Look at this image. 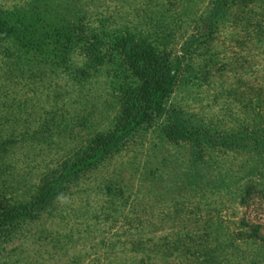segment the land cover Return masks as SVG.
Returning a JSON list of instances; mask_svg holds the SVG:
<instances>
[{
    "label": "rangeland",
    "instance_id": "obj_1",
    "mask_svg": "<svg viewBox=\"0 0 264 264\" xmlns=\"http://www.w3.org/2000/svg\"><path fill=\"white\" fill-rule=\"evenodd\" d=\"M26 1L0 0V11ZM212 1L94 0L90 24L97 26L100 17L110 28L126 24L123 35L143 28L172 59L190 50L182 58L180 80L167 105L200 114L217 130L262 131L264 3L254 6L239 0L212 34L205 36L198 23ZM17 25L15 19L8 24ZM192 35L199 40L190 41ZM109 40L104 37L102 52L112 47ZM83 48L80 44L70 55L73 65L88 59ZM122 59L115 55L85 85L63 76L67 74L62 70V75L51 80L36 81V86H30L33 90L0 75V102H31L23 114L31 122L30 132L50 115L53 121L65 120L53 129L59 131L65 124L76 133L68 145L67 135L56 134L59 149L36 139L34 145L30 140L12 146L19 171L25 170L26 151L31 154L27 159L31 166L47 163L62 154L60 149L81 144L96 131L114 128L122 94L117 85L121 77L112 68L122 69ZM1 61L0 54L2 68ZM3 115L0 111V125ZM192 167L199 170L200 175L193 177L201 184L198 190L183 186L189 179L185 172ZM37 178L33 176L30 185ZM223 180L230 181L228 187ZM65 198L59 203L65 218L38 222L43 229L59 227L62 234L76 228L73 241L54 248L34 239L33 246V234L27 232L14 241L15 246L34 257L38 254L40 258L35 259L45 264H137L143 258H154L155 264H264V140L242 150H197L186 141L164 138L154 124L88 170Z\"/></svg>",
    "mask_w": 264,
    "mask_h": 264
},
{
    "label": "trees",
    "instance_id": "obj_2",
    "mask_svg": "<svg viewBox=\"0 0 264 264\" xmlns=\"http://www.w3.org/2000/svg\"><path fill=\"white\" fill-rule=\"evenodd\" d=\"M238 1L213 0L199 18L198 28L204 29L202 34L211 35L214 26L227 18ZM263 1L241 0L254 6L263 4ZM93 3L94 0H28L19 7L0 11V32L3 35H0V54L1 62L5 64L2 68L0 66V75L20 81L24 88L33 90L30 86L36 81L51 80L62 73H66L63 76L77 85H85L98 75L102 66L111 64L115 55L121 56L125 63L122 69L112 68L121 77L117 85L122 94L119 96L120 109L114 128L96 131L81 144L60 149L64 150L62 154L52 157L47 163L44 161L31 166L27 161L31 154L26 151L23 172L18 170L13 161L12 146L26 145L30 140L34 145L36 139L39 143L58 146L59 149L54 140L56 134L67 135L68 145L75 139L76 133L65 124L59 131L53 129L55 125L61 127L65 120L61 118L56 122L50 115L39 128L30 132L31 122L23 116L29 109V99L23 103L0 102V111L4 112L5 119L0 125V264H45L35 259L40 258L38 254L34 257L20 245L15 246L14 241L27 232L33 234V246L37 241L41 246L51 243L54 248H64L73 241L76 228L71 227L69 232L62 234L56 226L43 229L41 222L55 219V216L65 218L61 215L59 203L61 200L63 203L66 201L65 196L70 193L72 186L92 167L119 152L144 128L156 124L159 134L164 138L176 142L186 141L197 150L216 147L242 150L253 148L264 140V130H217L205 122L200 114L167 105L168 98L180 80L182 58L190 50H186L184 56L172 59L169 53L159 49L150 32L143 28L141 32L123 35L124 30H127L126 24L110 28L103 17L99 18L97 26L90 24ZM13 19L18 24L17 28L8 26ZM104 37L111 41L112 47L108 52L101 50L106 45ZM195 37L192 35L189 40L198 41ZM80 44L82 48L85 46L88 59L75 66L69 58ZM187 44L185 47L188 49ZM185 175L189 179L183 182V186L188 188L189 184V187L195 186L198 190L201 184L197 185L199 182L193 177L200 175L199 170L192 167ZM33 176L38 178L30 185ZM222 184L228 187L230 181L223 180ZM19 191L24 197L20 196L23 194ZM52 223L61 224L60 221ZM257 232L258 228L254 233ZM137 264L155 262L154 258H143Z\"/></svg>",
    "mask_w": 264,
    "mask_h": 264
}]
</instances>
